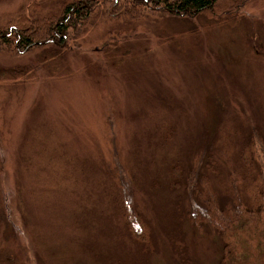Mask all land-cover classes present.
Returning a JSON list of instances; mask_svg holds the SVG:
<instances>
[{"label": "rangeland", "instance_id": "1", "mask_svg": "<svg viewBox=\"0 0 264 264\" xmlns=\"http://www.w3.org/2000/svg\"><path fill=\"white\" fill-rule=\"evenodd\" d=\"M30 1L0 0V21ZM134 13L77 33L72 49L0 55V264H218L225 231L187 216L198 197L173 185L170 164L186 183L206 171L205 140L238 121L264 140V0L220 17ZM218 162L226 176L231 160ZM131 210L147 237L133 236Z\"/></svg>", "mask_w": 264, "mask_h": 264}, {"label": "trees", "instance_id": "2", "mask_svg": "<svg viewBox=\"0 0 264 264\" xmlns=\"http://www.w3.org/2000/svg\"><path fill=\"white\" fill-rule=\"evenodd\" d=\"M247 1L249 0H59L44 6L41 2L32 0L17 15L0 21V55L17 56L41 47L72 49L68 42L77 33L85 32L99 22L124 16L123 12L132 13L128 16H139L134 12L143 11L149 5L176 16H196L207 12L220 17L236 11ZM52 58L54 56L50 57ZM240 122L243 121L234 124L233 132L219 129L214 132V138L208 136L205 140L206 148H203L199 157V166H202L205 157L207 162L203 169L206 171L199 173L190 169L191 177L186 183L182 163L176 160L170 164L171 178L177 188L181 187L184 180L183 187L188 195L194 190L198 197L193 205L194 209L192 206L191 211H185L190 219L200 223L208 218L207 220L211 219L216 225L223 227L225 244L218 264H264L263 134L256 126L247 131L238 127ZM218 159H229L232 162L231 170L226 176L225 168L220 166ZM124 170L119 171L117 177L121 174L123 178ZM111 177L114 178L113 175ZM212 178L224 185L228 192L232 189L230 199L219 201L211 186ZM244 183L250 189L246 199L240 195V186ZM120 189L129 193L127 180ZM109 196L110 194V202L114 203L116 199L112 197V200ZM123 201L127 208L132 209L128 196ZM233 208L237 210L232 211ZM129 214L128 227L133 236H138L143 231L142 237H147L148 228L142 218L134 210ZM235 224L241 226V230H234ZM233 237L245 238L238 249L231 241ZM173 250L177 255H182V244L177 243ZM181 259L188 260L187 256H182Z\"/></svg>", "mask_w": 264, "mask_h": 264}]
</instances>
